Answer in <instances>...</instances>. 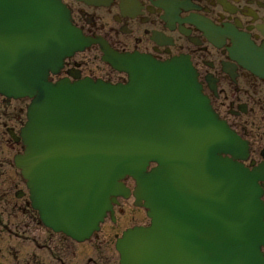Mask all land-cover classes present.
I'll use <instances>...</instances> for the list:
<instances>
[{"label": "water", "instance_id": "95a60500", "mask_svg": "<svg viewBox=\"0 0 264 264\" xmlns=\"http://www.w3.org/2000/svg\"><path fill=\"white\" fill-rule=\"evenodd\" d=\"M95 42L62 0H0V95L29 99L15 165L44 224L86 241L132 193L150 223L118 238L120 264H264V169L239 161L191 60L103 44L125 83L53 80Z\"/></svg>", "mask_w": 264, "mask_h": 264}, {"label": "flooded vegetation", "instance_id": "af4514ba", "mask_svg": "<svg viewBox=\"0 0 264 264\" xmlns=\"http://www.w3.org/2000/svg\"><path fill=\"white\" fill-rule=\"evenodd\" d=\"M62 2L73 24L100 43L67 59L53 80L73 72L125 83L127 75L104 60L103 44L120 54L140 53L162 62L186 56L216 113L247 142V153L239 161L250 169H264V0ZM24 100L0 95V234L7 230L5 221L21 219L20 228L28 237L37 226L38 237L28 240L37 244L39 254L29 257L27 264H120L116 242L127 229L149 225L147 209L132 193L120 197L113 214L83 242L47 227L32 207L27 181L15 165L24 150ZM128 182L133 192L135 183ZM12 226L6 224L8 229Z\"/></svg>", "mask_w": 264, "mask_h": 264}, {"label": "rangeland", "instance_id": "374dc122", "mask_svg": "<svg viewBox=\"0 0 264 264\" xmlns=\"http://www.w3.org/2000/svg\"><path fill=\"white\" fill-rule=\"evenodd\" d=\"M28 103L29 99L23 101V105L25 107L28 105ZM128 183L132 186L134 181L129 179ZM4 224V229L7 230H4L5 232L2 235L0 234V264H27L29 257H33V254H39L37 244L28 240L29 238L34 240V238L38 237L37 226L33 230L32 237H28L25 234L27 232H24V230L20 228V225H22L21 219L5 221L3 225ZM6 224H14V226H12V229H8ZM30 264L37 263L31 262Z\"/></svg>", "mask_w": 264, "mask_h": 264}]
</instances>
